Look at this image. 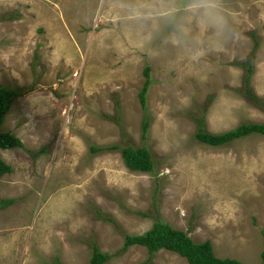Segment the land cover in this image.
Returning <instances> with one entry per match:
<instances>
[{
  "label": "rangeland",
  "instance_id": "1",
  "mask_svg": "<svg viewBox=\"0 0 264 264\" xmlns=\"http://www.w3.org/2000/svg\"><path fill=\"white\" fill-rule=\"evenodd\" d=\"M130 3L151 18L132 19ZM221 4L225 36L185 16L191 35L177 43L160 0H0V85L21 91L1 129L23 143L0 148L12 168L0 177V264H88L92 244L111 255L102 264H188L139 244L117 254L156 220L217 257L264 264V135L194 136L198 119L209 133L264 122V0ZM114 144L147 147L153 170L128 169Z\"/></svg>",
  "mask_w": 264,
  "mask_h": 264
},
{
  "label": "trees",
  "instance_id": "2",
  "mask_svg": "<svg viewBox=\"0 0 264 264\" xmlns=\"http://www.w3.org/2000/svg\"><path fill=\"white\" fill-rule=\"evenodd\" d=\"M256 46L257 42H254V47ZM246 63L248 64V72L246 74L248 77L252 73L253 68L250 61H246ZM149 71V66L143 69L145 79L142 89L139 92V100L143 109L145 108L146 102L145 94L151 82ZM245 85L246 87L248 86L247 80L245 81ZM246 93L255 103H260L259 98L252 93L251 88L247 87ZM20 94L21 91L19 90L0 85V148L2 149L23 146L19 137L9 131H3L1 129L13 99ZM260 106L264 108V104H261ZM197 123L198 128L194 135L195 138L202 143L212 146L223 145L246 135H264V122H242L236 127L220 133H209L205 131L202 119H198ZM147 130L148 122L147 120H144L141 124L142 137L146 136ZM105 148H108L109 150L120 149L125 166L130 170L143 172H150L153 170L154 163L152 160V154L145 146H138L134 148L131 145L120 146L118 144H114ZM91 149L92 151H100L104 149V147L92 146ZM43 150L44 146L40 147L39 150L33 153L37 154ZM11 170V166L5 163L0 157V177L5 173L11 172ZM134 244L145 246L150 255L162 248L174 251L184 257L188 264H243L236 259L217 257L213 253L212 245L209 241L205 240L200 243H195L185 232L174 229L167 223H163L160 220H156L152 227L142 234H124L123 244L118 249L117 254L125 251ZM110 257V254L100 251L97 245L92 244L91 258L88 264H102L110 259ZM261 257L264 259V249L261 252Z\"/></svg>",
  "mask_w": 264,
  "mask_h": 264
},
{
  "label": "clouds",
  "instance_id": "3",
  "mask_svg": "<svg viewBox=\"0 0 264 264\" xmlns=\"http://www.w3.org/2000/svg\"><path fill=\"white\" fill-rule=\"evenodd\" d=\"M126 7L134 20L144 22L151 18L152 9L148 4L130 3ZM160 11L161 19L174 28L177 43L191 35V28L185 21V16L195 22L200 34L211 33L213 38H220L229 32V21L223 14L221 0H160ZM196 41L199 43L198 36ZM203 54L202 49L197 50L193 58Z\"/></svg>",
  "mask_w": 264,
  "mask_h": 264
}]
</instances>
